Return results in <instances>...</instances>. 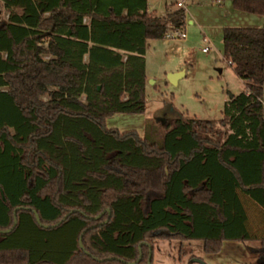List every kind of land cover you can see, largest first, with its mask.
<instances>
[{
  "label": "trees",
  "instance_id": "1",
  "mask_svg": "<svg viewBox=\"0 0 264 264\" xmlns=\"http://www.w3.org/2000/svg\"><path fill=\"white\" fill-rule=\"evenodd\" d=\"M0 2V264H147L158 238L201 239L209 254L254 240L264 264L263 26L223 27L245 88L219 119H146L139 135L104 120L145 111L148 39L184 25L183 7Z\"/></svg>",
  "mask_w": 264,
  "mask_h": 264
},
{
  "label": "rangeland",
  "instance_id": "2",
  "mask_svg": "<svg viewBox=\"0 0 264 264\" xmlns=\"http://www.w3.org/2000/svg\"><path fill=\"white\" fill-rule=\"evenodd\" d=\"M178 0H148L157 12ZM185 9L184 37L150 38L145 52V111L116 112L104 120L118 131L143 132L146 119L165 123L180 113L219 119L229 93L245 88L232 66L224 59L222 31L225 26H263L264 12L238 9L233 0H180ZM2 7H0V17ZM206 38V39H204ZM210 45L204 52L201 48ZM172 73V79L169 74ZM46 98V96H43ZM254 240H224L218 253H205L203 240L155 239L150 264H256L250 251ZM181 246V253L179 252Z\"/></svg>",
  "mask_w": 264,
  "mask_h": 264
},
{
  "label": "built area",
  "instance_id": "3",
  "mask_svg": "<svg viewBox=\"0 0 264 264\" xmlns=\"http://www.w3.org/2000/svg\"><path fill=\"white\" fill-rule=\"evenodd\" d=\"M176 3H177V5L179 7H183V2L182 1L178 0ZM183 27H184V25H181L179 27L169 26L166 29L165 33H164V39H167V38L173 37V36L184 37L186 35V33H185L184 30H182ZM204 39H206V38H204ZM209 47H210L209 44L208 45H205V46H203L201 48V50L204 51V52H206V51L209 50Z\"/></svg>",
  "mask_w": 264,
  "mask_h": 264
},
{
  "label": "crops",
  "instance_id": "4",
  "mask_svg": "<svg viewBox=\"0 0 264 264\" xmlns=\"http://www.w3.org/2000/svg\"><path fill=\"white\" fill-rule=\"evenodd\" d=\"M147 2H148V0H147ZM147 6H148V4H147ZM0 7H2L1 2H0ZM175 8L176 7L173 6V5L172 6H167V8H166V10L164 12H157L155 9H151L150 6H148L149 10L154 11L158 15H163L165 12H167L169 10H173ZM1 14L3 15V17H5V15H6V11L3 9V7H2V10H1Z\"/></svg>",
  "mask_w": 264,
  "mask_h": 264
},
{
  "label": "water",
  "instance_id": "5",
  "mask_svg": "<svg viewBox=\"0 0 264 264\" xmlns=\"http://www.w3.org/2000/svg\"><path fill=\"white\" fill-rule=\"evenodd\" d=\"M172 73H170L169 74V78L170 79H172ZM232 94L233 93H229V97H231L232 96ZM65 216V215H64ZM63 216V217H64ZM35 217H36V219H37V216H36V214H35ZM38 220V219H37ZM58 222V221H57ZM57 222H55L54 224H56ZM139 247H140V244H138V249H139ZM139 257H140V253H139ZM151 257H152V252H151V249H150V252H149V256H148V258H147V264H150V262H151ZM134 263V262H133Z\"/></svg>",
  "mask_w": 264,
  "mask_h": 264
}]
</instances>
